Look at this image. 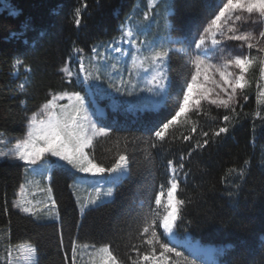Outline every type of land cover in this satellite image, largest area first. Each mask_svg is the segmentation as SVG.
Returning <instances> with one entry per match:
<instances>
[{"label": "trees", "instance_id": "1", "mask_svg": "<svg viewBox=\"0 0 264 264\" xmlns=\"http://www.w3.org/2000/svg\"><path fill=\"white\" fill-rule=\"evenodd\" d=\"M136 1L0 0V133L12 142L23 139L27 118L51 98L50 92L77 91L89 101L83 86L75 80L67 83L59 69L70 63L74 49H83L82 55H87L91 48L109 47L117 40L118 26L124 25ZM215 4L216 0H173L171 40L198 39L218 10ZM77 9H85L79 29ZM169 56L170 84L163 107L133 119L121 116L118 121L110 113L106 122L110 135L97 138L94 149L88 150L105 167L120 154L128 158V177L117 186L111 203L82 215L70 189V172L55 168L50 186L59 222L39 223L13 206L24 183L25 165L0 163V230L8 228L14 244H33L38 264H70L66 256L72 255L73 241L77 247L109 245L122 264H131L128 257L136 258L133 246L140 247L138 232L144 215L150 207L161 216L165 212L166 188L158 208L154 198L171 176L170 160L177 166L184 164L183 170L177 168L181 177L176 195L185 200L176 228L180 239L191 235L193 242L203 246H231L217 256L220 264H264V97L258 95L263 89L259 74L256 70L250 74L244 90L248 99L235 107L234 114L203 104L198 114L190 112L186 122L159 141L154 129L174 115L180 88L194 71L187 57L178 52ZM17 60L22 64L16 67ZM16 69L18 79L14 80ZM25 78L28 84L21 89ZM226 114L232 116L227 124ZM193 123L196 133H190ZM224 126L227 133L212 135ZM203 131L209 136L203 137ZM189 134L192 139L184 140ZM204 139L208 144L197 148ZM177 251L183 253L175 258L179 264H186L185 257L198 264L184 249L177 247Z\"/></svg>", "mask_w": 264, "mask_h": 264}, {"label": "snow or ice", "instance_id": "2", "mask_svg": "<svg viewBox=\"0 0 264 264\" xmlns=\"http://www.w3.org/2000/svg\"><path fill=\"white\" fill-rule=\"evenodd\" d=\"M150 4H154V0H149ZM215 8L217 11L213 12L212 18L207 27L204 28L203 33L199 35V39H193L194 48L198 50L195 53V58H192V54L185 52V55L189 56L188 63H191L194 67V72L191 73L190 80H185L184 85L181 86L180 92L177 96V105L174 115H171L170 119L161 121V123L154 129V135L157 140L164 141L169 134V130L180 123L186 122L185 118L189 117L190 112L199 113L202 108V101H207L208 104L214 105L218 108L227 109L230 113H235L234 104L236 102L237 92H243L248 85L246 80V73L249 67L253 64L254 58H249L246 55H237L234 58H230L225 61L222 66L206 63L210 59V49L206 45V34L212 37V48L221 45L223 42L216 37L218 35L223 36L222 29L224 25L235 17L236 20H240L243 14H247L248 17H252L254 14L257 19L264 23V0H216ZM75 24L79 27L81 23L80 10H76ZM256 23V20H253ZM230 35L226 36L227 40L240 41L241 46L246 44L248 49H256L259 53H264V47H260L258 42L252 43L253 40L264 39V30L259 31V37H254L250 33L236 34L234 29L229 28ZM127 40L130 47H135L136 51H140L138 46V38L131 30H125L122 33L121 42ZM143 42H140L142 45ZM115 52L121 53V55L130 54L126 53V50L121 47H114L112 49ZM175 49H154L150 57H145L140 61L139 65L134 61L133 69L129 70V80L124 81L121 77V84L131 83V77L134 74L133 70L137 67H143L144 61L150 59L151 63L147 68H144V72L151 74L149 84L154 85L161 91H166L168 76L165 73L166 61L170 58V52H176ZM91 60L107 61L108 56L101 55L97 48L91 49ZM83 49H74V55L77 56L79 68L77 72H73L67 63H65L59 71L64 73V79L67 83H72V77L79 78V74H84L85 81L90 79L99 80L100 76H92L88 71V67L83 63L82 57ZM22 61L17 60L16 66L21 65ZM264 65V60L261 61ZM229 66H234L238 69V74L229 72ZM115 69L116 65H112ZM99 72V67H97ZM30 69H26V72ZM218 73L219 81L213 80L212 83L216 85V88L224 94L226 98H212V90H210L206 84L209 81V73ZM260 75L264 78V67L260 69ZM21 89L25 87V84L20 85ZM114 91L121 92L119 87H115ZM153 89L149 87L147 91L151 92ZM220 92H217V97L220 96ZM131 95V93H128ZM182 95V99L179 97ZM260 97H264V89H261L258 93ZM49 99H46L38 111L33 112L27 118L28 130L26 137L17 141L15 145V151L11 153L12 157L18 161H22L30 170L35 171L33 166L37 165L45 157H55L58 161H63L66 165L71 166L79 173L101 175L108 174L110 177L113 173H124L127 171L128 158L124 154H120L118 158L110 167H105L103 164L98 163L93 153H90L89 149H94V139L96 137H108L110 135V129L107 127H98L97 122L93 121L92 116L96 115V112H89V107L86 106L85 97L77 91L62 90L56 93L50 92ZM248 99L247 95L244 96V100ZM67 101V103H61V101ZM26 100H21V104H26ZM95 102L90 101L89 104L93 105ZM259 115V113H257ZM231 115H224L223 121L225 124L231 120ZM197 127L193 123V127L190 129V133H196ZM228 127H219L218 130L212 132L213 136H220L221 133H227ZM203 137H208L209 132L203 131ZM184 140H191L192 135L189 134L183 137ZM208 139H204L203 143L197 142L196 147H203L208 144ZM152 144L151 147H155ZM191 153H189L190 155ZM9 153L0 152V157L8 156ZM183 160V157H181ZM168 166L172 175L168 179L166 185L160 186V191L155 195L154 203L157 206H161L163 203L162 198L165 195V188L167 190V200L165 205V212L163 216L158 211L151 209L148 214L143 217L142 228L138 232V239L140 240V247L133 246L136 251V258L128 257L131 264H179L175 258H180L183 253L177 251V247L174 245L177 234L175 229L178 227V221L182 220V207L185 204V200L177 198V192L179 189V178L177 174V168L183 170L184 164L180 163L178 166L173 164V161L168 162ZM185 175H187L185 173ZM48 193H51V188L46 189ZM97 193H100V189H96ZM112 189H109L104 195L112 196ZM99 199V195L97 196ZM51 208L55 207V200H52L49 196ZM93 200L91 203H95ZM15 208L20 211L36 216L38 212H42L44 209L51 211L49 203H44L43 208H37L33 206H26L22 200H17L14 205ZM7 211V209H5ZM147 246L146 249L141 251L143 246ZM172 245V246H170ZM22 250L26 251L29 256L25 259H29L36 253L35 246L31 244H25L19 246ZM83 247L87 248L85 244ZM94 247V246H93ZM76 242H72L70 264H76ZM100 255V264H122L118 260L117 256L113 254L109 245H104L97 250ZM186 264H194V261H187L184 258ZM11 262V250L8 251V261Z\"/></svg>", "mask_w": 264, "mask_h": 264}, {"label": "rangeland", "instance_id": "3", "mask_svg": "<svg viewBox=\"0 0 264 264\" xmlns=\"http://www.w3.org/2000/svg\"><path fill=\"white\" fill-rule=\"evenodd\" d=\"M172 2L173 0H154V4H150L149 0L136 1L123 26L125 30L131 29L135 33L138 38L140 51L137 52L135 47H130L125 39V50L126 53L130 54H126L129 59L124 65H119L120 59L117 52L112 50L114 47H118V39L111 43L109 47L98 46V52L101 55L108 56V60L105 63L103 61H99L95 67L94 73L90 68V63L92 62L90 56H92V52L87 55H82L83 63L86 67H88V71L91 75L93 77L96 75L100 76L99 80L90 79L86 81L88 86L91 87L89 92L91 101L95 102L91 105V109L95 110V105L101 106V104L96 100L98 97L101 99L100 101L103 100L105 102L108 110L123 116L125 119H133L135 116L142 115L145 111H158L161 107H163L170 84L168 75V60L166 61L164 69L168 76L166 91H161L159 88L148 83L151 79V74H154H147L144 72V68H147L151 63L150 59L144 61L143 67H137L133 70L134 74L131 77V83L122 85L121 77H123L124 81L127 82L129 80V70L133 69L134 61L137 65H139L140 61L144 60L145 57H150L154 49H169L171 42L173 43L172 49L179 50V54L188 56L184 54L185 52H188L192 54V58H195V53L198 50L194 48V44L192 43L193 41L184 42L181 39H174L171 41L170 18L173 14ZM84 11L85 9L80 11V18ZM253 20H256V23H253ZM79 27L77 28L79 29ZM229 28L234 29L236 34L250 33L252 36L258 38L259 31L264 30V23H261L255 14L252 17H248L245 13L241 16L240 20H236L235 17H233L224 25V28L222 29L224 35H218L216 37L223 43L216 46L214 49L212 48L211 43L212 37L206 34V45L210 49V59L207 60L206 63L222 66L226 60L241 54L246 55L249 58H254L253 64L249 67V70L246 73V80L249 82L250 74L256 70L264 89V78L260 75V69L261 67H264V65L261 64V61L264 60V53H259L256 49H248L246 44L242 47V42L240 41L227 40L226 36L232 34L228 31ZM121 37L122 34L119 36V39H121ZM140 42H143V44L140 45ZM251 42H258L260 47H264V39L253 40ZM79 63L80 61L77 56L74 55L73 50L71 62L68 66L73 72H77ZM112 65H116V68L114 69ZM97 67H99V72L96 70ZM228 71L238 74L239 70L234 66H229ZM209 77L210 78L206 86L212 90V98H226L224 97V94L216 88V85L212 83L213 80L219 81V74L210 72ZM72 80L80 82L85 87L83 73L79 74V78L73 76ZM112 85L119 87L121 92H115ZM149 87L153 89L151 92L147 91ZM217 92H220L219 97L216 95ZM128 93H131V95ZM244 96V91L237 92L234 107L245 101ZM203 104L218 108L214 105L208 104L207 101H202V105ZM16 143L17 142H12L5 135L0 133V152L9 153L8 156L0 157V163L11 161L13 159L11 153L15 151V147L11 148V145H15ZM51 160L55 161V166L52 164ZM33 167L35 168V171L26 167L24 183L17 192V197L16 200H14L13 205L17 200H22L26 206L34 205L37 208H43L44 203L47 202L51 208L49 196L52 200H54L53 193L52 190L51 193H48L46 189L51 188L50 179L55 168H63L68 170L71 174V192L75 196L80 212H84L85 209H94L101 205L111 203L114 200L117 186L128 177L129 173V165L127 166L126 172L113 173L110 177L108 174H105L104 176H93L91 174L79 173L75 169H72L71 166L66 165L63 161H58L55 157H45L44 160H41ZM177 174L180 180L181 175L178 169ZM97 188L101 190L99 194L96 191ZM109 189H112V196L104 195V193H106ZM98 195L99 199H97ZM93 200L96 202L91 203ZM15 209L20 211L17 208ZM20 212L25 215H30L22 211ZM34 219L42 224L57 223L59 221V215L56 204L54 208H51V211L44 209L42 212H38ZM25 244L31 243L25 242L14 244L11 242L9 229L4 228L0 230V264H7L9 249L11 250L12 264H38L37 252L31 258L25 259V257L29 256V254L19 247L20 245ZM99 248L100 247L88 246L85 248L83 246H78L76 248V264H100V255L97 252ZM214 250V254L210 253L208 255H215L216 257V255L221 252L218 248H214ZM189 254L192 256L191 253ZM194 259L198 264L204 262L203 257H194Z\"/></svg>", "mask_w": 264, "mask_h": 264}, {"label": "bare ground", "instance_id": "4", "mask_svg": "<svg viewBox=\"0 0 264 264\" xmlns=\"http://www.w3.org/2000/svg\"><path fill=\"white\" fill-rule=\"evenodd\" d=\"M176 231V234H177V229H175ZM178 240H180L178 234H177V238H176V241H174L173 243L174 244H179L178 243ZM185 241L188 243V245L190 246H193L192 248H188L186 247L187 249H189L190 251H192L193 253H195L198 257H203V258H206V256H209L211 258V262L214 263V264H219V262L217 261L215 255H208V254H214L215 253V250L213 247H202L198 244H194V242L192 241V238L191 237H187L185 239ZM182 245V244H180ZM209 258V259H210ZM214 258V259H213Z\"/></svg>", "mask_w": 264, "mask_h": 264}, {"label": "water", "instance_id": "5", "mask_svg": "<svg viewBox=\"0 0 264 264\" xmlns=\"http://www.w3.org/2000/svg\"><path fill=\"white\" fill-rule=\"evenodd\" d=\"M187 237H191L190 235L189 236H187ZM178 243L179 244H182V246L183 247H188V248H192L193 246H190V245H188V243L186 242V241H180V240H178ZM195 244H198V245H201L200 243H195ZM187 249V248H186ZM193 253V252H192ZM193 255L194 256H197L195 253H193ZM206 260H209V257H206ZM208 263H210V262H208Z\"/></svg>", "mask_w": 264, "mask_h": 264}, {"label": "crops", "instance_id": "6", "mask_svg": "<svg viewBox=\"0 0 264 264\" xmlns=\"http://www.w3.org/2000/svg\"><path fill=\"white\" fill-rule=\"evenodd\" d=\"M61 103H67V101L65 100V101H61ZM86 106H87V103H86ZM89 112L91 113V111L89 110ZM94 118H95V116L93 115L92 116V119H93V121H94ZM16 145V144H15ZM15 145L13 144V145H11V148H14L15 147ZM11 161H16V162H20V163H23L22 161H18V160H16V159H12ZM24 164V163H23ZM75 197V196H74Z\"/></svg>", "mask_w": 264, "mask_h": 264}]
</instances>
